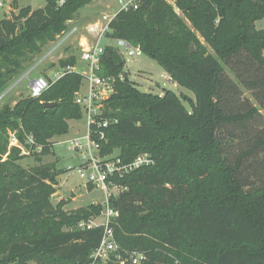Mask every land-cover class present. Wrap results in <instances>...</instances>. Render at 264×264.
Listing matches in <instances>:
<instances>
[{
	"label": "trees",
	"instance_id": "16d2710c",
	"mask_svg": "<svg viewBox=\"0 0 264 264\" xmlns=\"http://www.w3.org/2000/svg\"><path fill=\"white\" fill-rule=\"evenodd\" d=\"M91 1L57 7L49 0L0 16V96ZM176 9L142 0L117 14L105 35L140 49L195 96L142 92L128 79L123 54L105 48L97 74L114 80V92L103 117L117 123L103 130L101 156L154 161L114 179L124 189L109 201L118 251L105 264H134L133 256H141L138 264H264V30L256 28L264 0H177ZM59 64L75 68L77 59ZM84 80L78 72L48 78L40 97L0 110V264H91L100 246L105 227L79 225L104 207L54 205L58 177L69 170L43 164L55 138L82 119L76 97ZM12 134L29 155L9 147ZM31 155L39 165L21 167Z\"/></svg>",
	"mask_w": 264,
	"mask_h": 264
},
{
	"label": "rangeland",
	"instance_id": "374dc122",
	"mask_svg": "<svg viewBox=\"0 0 264 264\" xmlns=\"http://www.w3.org/2000/svg\"><path fill=\"white\" fill-rule=\"evenodd\" d=\"M6 5L0 9L2 19H11L19 14L22 8L31 7L33 10L43 9L46 6L45 0H4ZM13 2V5L11 4ZM16 2V5L14 3ZM119 0H93L85 8L81 9L72 22L68 25V30L57 38L54 43L48 44L42 53L27 64L24 72L15 79L10 88L0 96V110L5 106H15L22 98L30 96L31 82L37 77H44L48 80L54 79L61 73L60 61L75 57L77 59L76 69L80 74L88 72V64L82 60L84 49L92 48L97 43L102 48L113 47L118 48V41L99 38L103 31V27L107 25L104 17H113L119 10ZM178 12V11H177ZM180 14V12H178ZM258 30H264V19L256 23ZM75 31V32H74ZM73 33L70 36V33ZM135 55L129 56L128 52L122 50L125 55L126 68L125 72L128 79L135 83L139 90L146 93H153L162 96L165 90H170L178 96H187L195 99L194 94L189 90L170 81L165 70L154 60L143 54L138 48H134ZM195 50L194 47L191 50ZM229 76L235 80L234 76L227 70ZM244 92V98L251 101L253 105L257 102L251 93L241 87ZM87 90L86 82H84L81 92ZM186 107L189 109L187 103ZM264 116V112H262ZM71 130L68 134L55 138L52 154L43 158V164L56 163L58 170H69L58 177V190L52 198V203L57 205L60 201L65 200V210L72 211L90 205H102L104 213L98 218H94L89 222L96 225H104L106 220V203L107 194L99 189L90 187L85 180L81 179L77 170L81 165V158L68 150V142L72 139L82 137L87 132V125L84 115L81 120L71 121ZM10 148L18 147L22 150L23 155H29L28 149L24 148L19 142L18 145H11ZM118 153V151H116ZM114 152V153H116ZM263 157V156H261ZM19 165L27 170L39 165L36 158L31 155L22 160ZM259 180L257 181V183ZM35 264V263H30Z\"/></svg>",
	"mask_w": 264,
	"mask_h": 264
},
{
	"label": "built area",
	"instance_id": "2783aa9c",
	"mask_svg": "<svg viewBox=\"0 0 264 264\" xmlns=\"http://www.w3.org/2000/svg\"><path fill=\"white\" fill-rule=\"evenodd\" d=\"M52 1L55 2L57 7H63L67 3V0ZM165 1L178 11L176 9L177 0ZM141 2L142 0H119V10L117 14L122 11L137 10L140 7ZM11 4L13 5L12 1ZM5 5L6 2L4 0H0V9L4 8ZM117 14L113 17H104V21L107 22V25L103 27V31L99 36L100 39L105 37V35L109 32V24L117 16ZM74 32L69 35L72 36ZM118 45L119 47L116 49L123 54L124 58L125 55L122 50L128 52L129 56L135 55V50L128 42L119 40ZM138 50L140 51V49ZM104 52L105 48L100 47L97 43L92 48L84 49L82 53V60L88 64V72L86 74H82L85 77L84 82H86L87 90L83 93L80 91L77 94L76 104L80 106L82 114L84 115L87 132L84 136L72 139L68 142V150L77 155L78 158H81V165L77 170L81 179L85 180L88 186L99 188L107 194L105 213L106 220L103 225L105 227L104 236L101 240L100 246L91 256V264H105L110 255L115 254L118 251L114 231L110 227L111 220L116 218L118 214L110 209L109 201L111 198L117 197L124 191V189L118 187L114 182V179L128 175L145 166L152 165L154 162L151 156L147 154L140 155L129 163H124L117 152L110 156H101L100 143L105 138L103 130L117 123L116 120H110L103 117L104 103L114 92V80L112 78L100 77L97 74ZM66 72L78 71L76 67H68L55 76L53 81L63 77ZM49 87L50 84L46 78L37 77L31 82L30 96L32 98H38L46 90H48ZM12 137L11 145H18L19 141L16 136L13 135ZM28 142V144H33V138L30 137ZM92 223L82 222L79 225V228L90 229L95 226H100ZM140 259L141 256H133V263H140Z\"/></svg>",
	"mask_w": 264,
	"mask_h": 264
},
{
	"label": "water",
	"instance_id": "95a60500",
	"mask_svg": "<svg viewBox=\"0 0 264 264\" xmlns=\"http://www.w3.org/2000/svg\"><path fill=\"white\" fill-rule=\"evenodd\" d=\"M192 51L194 52V50L192 49ZM57 106V103H47V104H45V108L46 109H52V108H54V107H56Z\"/></svg>",
	"mask_w": 264,
	"mask_h": 264
},
{
	"label": "crops",
	"instance_id": "0c3cea01",
	"mask_svg": "<svg viewBox=\"0 0 264 264\" xmlns=\"http://www.w3.org/2000/svg\"><path fill=\"white\" fill-rule=\"evenodd\" d=\"M70 130H71V123H70ZM73 211V210H72Z\"/></svg>",
	"mask_w": 264,
	"mask_h": 264
}]
</instances>
